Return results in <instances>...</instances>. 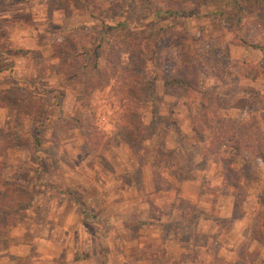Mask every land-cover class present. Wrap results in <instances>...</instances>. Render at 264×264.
Wrapping results in <instances>:
<instances>
[{"label":"rangeland","instance_id":"rangeland-1","mask_svg":"<svg viewBox=\"0 0 264 264\" xmlns=\"http://www.w3.org/2000/svg\"><path fill=\"white\" fill-rule=\"evenodd\" d=\"M131 3L105 0L99 11L79 16L54 0H0V182L13 184L30 196L29 206L17 213L14 224L31 219L25 226L31 233L23 234L22 244L35 247L33 240L47 238L59 244L64 241L80 260L86 259L82 264H135V260L164 264L163 245L151 247L148 237L151 231L160 230V222L154 220L151 228H142L147 237L139 239L136 231L119 230L114 220L116 216L129 228L131 218L122 211L123 201L117 199L124 194L134 199L139 194L135 193L141 182L139 158L147 162L157 159L156 167L166 181H173V186L197 181L205 201L213 204L208 213L209 205L176 203L181 215L178 221L179 210L171 212L167 194L147 197L146 202L154 200L158 206L155 214L170 213L160 218L163 231L173 232L170 239L186 229L185 224L180 230L175 224L209 218L223 227L222 244L225 235L233 238L231 220L245 215L241 221L244 238L235 253L247 244L250 264H264V246L248 237L257 198L264 192V164L246 154L247 166L239 160L232 165L238 186H218L224 161L234 151L224 139L215 143L216 149H207L210 129L202 131L201 140L195 139L191 120L198 112L199 96H178L162 82V77L185 73L184 65L194 57L208 59L209 64L197 71L201 90L209 95L205 104L213 112L205 121L212 128L218 120L223 138L251 132L264 147V53L247 43L263 42L264 0H204L194 5L193 13L179 15L154 10L143 13ZM126 31L143 35L130 49L132 57L122 55L119 63L151 82L139 107L150 135L138 158L132 156L118 128L124 102L120 84L105 69L104 61L109 44L119 43ZM79 43L88 52L86 68L65 79L57 73L52 46H60L58 54L68 57L67 50ZM207 150L214 156L208 157ZM234 179L230 182L236 183ZM112 198L117 202L112 203ZM62 199L77 201L82 215L74 220L67 212L56 214ZM218 205L229 217L216 219ZM66 222L68 233L61 229ZM12 228L1 235L0 252L5 255ZM191 235L197 236L192 228L181 240L191 239ZM196 241L201 243L200 236ZM134 244H144L142 252L130 248ZM233 258L216 259L213 264H232L236 256ZM8 262L37 264L30 251L26 258L8 256Z\"/></svg>","mask_w":264,"mask_h":264},{"label":"trees","instance_id":"trees-1","mask_svg":"<svg viewBox=\"0 0 264 264\" xmlns=\"http://www.w3.org/2000/svg\"><path fill=\"white\" fill-rule=\"evenodd\" d=\"M58 4L66 8H71L79 16L92 15V13L99 11L100 3L105 0H54ZM204 0H131L133 9L139 12H147L154 10L161 12L164 15H179V14H191L193 13V7L195 4H199ZM102 13V12H101ZM260 34H264V16L260 24ZM128 33V34H125ZM119 43L109 44L108 54L105 55L104 61L106 63V70H109L115 78L116 82H119V92L124 102L123 108L120 110L119 117V130L124 136V142L130 148L133 157L138 158L140 147L144 141L149 138V127L142 122V117L139 113L140 102L143 99L145 90L150 91L151 82L145 76H140L130 67L123 66L119 63V57L126 55L128 59L132 57L130 49L132 45L137 41L139 36L143 35V32H125ZM165 35V34H164ZM263 42L254 41L247 42L248 46L252 49H258L264 53V38ZM139 43L135 46L136 49ZM60 46H52L54 59L57 61V73L65 77V79H71L75 76L78 70H84L87 64L88 52L84 51V46L79 43L77 46H71L70 51L67 50L66 56L61 52L58 54ZM79 48L81 51H79ZM62 51V50H61ZM70 55V56H69ZM138 54L137 58H139ZM72 63H67V62ZM68 65H67V64ZM209 64V60L205 58L194 57V60L188 61L184 65L185 73L174 74L169 77H162L164 87H168L178 96L194 95L199 96L200 104H198V112L196 117L191 120V130L194 138L197 140L202 139V131H212L211 140L209 142L210 150H213L215 143L224 139L229 143L231 150L234 154L230 159L224 161V168L221 173V183L225 186L236 187L238 186L236 178V170L232 168V165L236 161L243 162L246 165L248 158L246 154L257 159L264 164V147L260 143L259 139H256L254 134L245 131L238 132L237 136L228 135L223 138L221 132V126L218 125V120L214 122L216 127H211L208 122L205 121L206 115L212 114L207 107L206 98L209 95L202 92V86L198 83L197 71L206 67ZM134 67V64H131ZM95 64L92 65V69L95 70ZM261 69L264 70V60ZM238 71V69H237ZM156 78V76H154ZM35 102V101H34ZM36 117V116H35ZM218 119V118H215ZM252 143V145L250 144ZM260 143V144H258ZM209 151V156H214L213 152ZM245 154H242L241 152ZM209 159V158H207ZM207 160H204L206 162ZM139 164L141 166L148 165L150 169L151 183L155 192L164 191L169 189L168 182L161 176L157 169L158 160L154 159L152 162H147L139 158ZM247 166V165H246ZM235 177L236 183L230 182V179ZM30 196L26 192L21 191L13 184L0 182V243L1 235L14 226L17 221V213L29 206ZM77 211L82 214L83 209L74 201ZM188 221V220H185ZM249 238L255 243L264 246V192L257 198V208L254 214V226L248 228ZM235 261L232 264H250L248 260L247 244L241 245L240 249L236 252Z\"/></svg>","mask_w":264,"mask_h":264},{"label":"crops","instance_id":"crops-1","mask_svg":"<svg viewBox=\"0 0 264 264\" xmlns=\"http://www.w3.org/2000/svg\"><path fill=\"white\" fill-rule=\"evenodd\" d=\"M141 182L137 184L135 193H139L134 197V199L131 198V196H128L124 194V196L117 200H122L123 202V209L124 213H126L131 220L129 221V228H125L124 225H122L121 222L117 221L119 220L116 216L112 215L114 217V220H116V223H118V229H122L125 233L126 231L129 232L130 230L136 231V237L139 239H144L145 236L142 233V228H148L150 227L149 224H151L152 221L157 220V223L160 222V230L156 232L151 231L149 233L148 237H151V247H156L163 245L161 247L162 251H165L166 261L164 264H213V262L216 259H223L225 261H231L233 260L236 255L235 250L236 246L239 245L241 240H243V232H244V226L241 223V221L244 219L245 215H242L238 219H232L231 220V232L233 233V238L229 239L226 235L224 237L223 243L221 244L219 242L220 235L224 232L223 227H217L212 223L213 219L209 218H201V223H199L200 219L198 221H195V223H177L175 224L176 229H181L180 227L185 224L184 234L181 232L177 234H174V239H170L171 230L164 232L161 224L162 220H160L161 217H169L170 213L167 212L165 215L163 214H155V209H157L156 206H154V200L146 202L147 197H152V194H167L171 198L170 202V208L171 212H176L177 220L180 219V208H176V203H179L181 201H185L188 204L193 205H204L208 207L206 208V211L211 212L212 203L210 201H205V196L201 195V183L193 180H187L185 182H182L180 184H172L170 180H167L168 184L170 185L169 189H166L164 191L155 192L153 190V186L151 183V176H150V169L148 166L144 165L141 167ZM143 178V180H142ZM218 186L220 185L221 181H218ZM221 185H223L221 183ZM130 188V186L128 187ZM143 195H140L142 194ZM145 193V194H144ZM146 195V196H144ZM158 195V196H159ZM112 203H115L116 199L112 198ZM145 201V202H144ZM119 202V201H118ZM214 202V201H213ZM172 203V204H171ZM121 204V203H120ZM80 205V204H79ZM220 205L218 207H215V217L216 219L221 218H227L229 215L225 211H221ZM59 212H67L69 214V217L71 219L76 220L77 214L79 215V212L77 211L76 205L74 202H71L67 199L60 200V203L56 209V214ZM123 214V213H122ZM82 214H80L81 216ZM79 217V216H78ZM77 217V219H78ZM112 217V218H113ZM121 217V216H120ZM175 217V218H176ZM192 217V216H191ZM113 220V221H114ZM31 221L29 217L23 218L21 222L17 223L12 228V236H11V242L9 243V246H7L6 249V255L0 252V264H10L8 262V256H12L15 259L16 258H26V255L28 254V251H30L32 261L38 264V261L43 260L46 262V264H82L86 261V259L80 260L76 254V250L70 249L68 246H64V241L59 244L58 241H55L53 239H44L43 241L39 239H35L34 246L35 247H28L22 244L23 242V234H30L31 230H26L25 226L26 224ZM77 222V221H76ZM189 222V221H187ZM203 222V223H202ZM68 222L63 225L64 231L66 233ZM128 227V226H127ZM158 227V228H159ZM151 228V227H150ZM192 228V233H196V237L194 238L192 235L187 238V240H181L182 235L189 236L190 235V229ZM149 229V228H148ZM187 230V231H186ZM61 232L63 235L65 232ZM67 236V234H65ZM81 236V234H80ZM200 236L201 243L195 244L196 238ZM147 237V236H146ZM137 238V239H138ZM195 239V240H193ZM38 240V241H37ZM193 241V243H191ZM42 246L39 243H43ZM144 244H134V246L130 247L133 248L139 253L142 252V247ZM214 248L213 250H210L211 248ZM86 251V250H85ZM190 254L192 256H190ZM29 257V256H28ZM57 262H54L56 261ZM135 264H147L144 263V261H136Z\"/></svg>","mask_w":264,"mask_h":264},{"label":"built area","instance_id":"built-area-1","mask_svg":"<svg viewBox=\"0 0 264 264\" xmlns=\"http://www.w3.org/2000/svg\"><path fill=\"white\" fill-rule=\"evenodd\" d=\"M101 120H102V118H101Z\"/></svg>","mask_w":264,"mask_h":264}]
</instances>
